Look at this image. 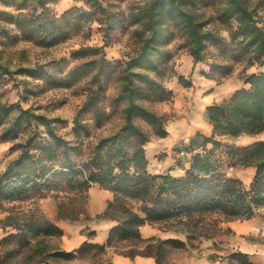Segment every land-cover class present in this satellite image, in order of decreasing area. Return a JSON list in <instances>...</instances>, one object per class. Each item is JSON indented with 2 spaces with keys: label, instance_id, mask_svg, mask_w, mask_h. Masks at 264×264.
I'll return each instance as SVG.
<instances>
[{
  "label": "trees",
  "instance_id": "obj_1",
  "mask_svg": "<svg viewBox=\"0 0 264 264\" xmlns=\"http://www.w3.org/2000/svg\"><path fill=\"white\" fill-rule=\"evenodd\" d=\"M55 1L58 0H0L10 8L0 9V18L15 26L18 37L49 46L84 29L89 35L93 22L104 25L105 37L116 14L102 0H78L81 4L56 13L48 5ZM263 3L264 0H142L127 17L130 23L139 25L132 55L125 60H109L102 46H80L72 50L71 56L91 58L59 78L41 65L11 70L0 61V82L14 72L63 85L89 76L85 99L71 120L70 137L56 130L57 124L66 122L64 119L0 100V141L19 139L9 147L14 156L0 169V209L6 202L52 196L56 198V217L76 220L87 201L88 188L97 184L112 193L98 216L115 221L104 243L84 240L77 248L64 250L42 245L43 238L62 235V228L49 217L33 211L17 217L7 214L0 225L10 231L0 238V245L10 242L16 246L9 255L30 248V258L40 254L43 258L63 259L103 257L108 246L127 242L133 246L121 250L125 255L149 253L156 264H162L164 244L180 247L185 243L175 237L144 238L140 233L142 224L161 227L166 223L165 229L183 231L189 240L194 231L202 229L205 215L247 219L264 206V137H259L264 133ZM216 24L227 30V38L216 33ZM177 37L181 39L177 47L186 49L194 63L204 60V50L211 44L222 53L224 61L246 59L248 64L263 68L245 74L244 86L205 107L210 132L196 131L180 149L189 153L187 166L176 162L183 167L181 175L152 173L145 145L151 134L165 136L166 124L164 116L143 101L172 98L173 90L149 73H161L173 55L167 45ZM207 67L201 73L212 78L208 71L219 72L223 78L232 70L227 63L210 62ZM110 75L119 81V88L107 110L103 79ZM177 80L184 86L191 84L182 75ZM117 107L121 124L90 141L91 127L101 126ZM239 136L251 139L238 144L228 141ZM245 166L254 168L248 184L227 171V167ZM142 242H146L144 248L137 249L135 246ZM234 254L241 257L243 264H255L244 253ZM94 263L113 264L103 258ZM42 264L49 262L43 260Z\"/></svg>",
  "mask_w": 264,
  "mask_h": 264
},
{
  "label": "rangeland",
  "instance_id": "obj_2",
  "mask_svg": "<svg viewBox=\"0 0 264 264\" xmlns=\"http://www.w3.org/2000/svg\"><path fill=\"white\" fill-rule=\"evenodd\" d=\"M112 13H116L112 17L111 27L108 29L104 37V25L97 22L91 23L90 34L87 35L85 29L73 34L71 37L54 45H40L31 40H26L18 37V30L12 23L0 18V61L11 70L19 66H38L49 69V72L54 73L58 78L65 75V72L74 65L89 59L91 57L74 58L71 56L72 50L84 46H102L105 58L109 60H125L132 55L137 46L136 29L139 28L137 23H130L127 19L128 15L137 10V6L142 0H102ZM81 4L78 0H58L50 2L49 7L56 13L61 10L74 5ZM264 5V3H263ZM0 9H10L0 3ZM263 16H264V11ZM210 12H206L208 15ZM212 27V25H210ZM209 26V27H210ZM216 33L227 38V30L222 25H215ZM4 28V30H3ZM6 31V32H5ZM181 42L180 38H175L168 45L167 48L173 53L172 58L161 68L160 74L150 72L149 75L160 81L167 88L174 86L177 81V76L182 75L184 80H192V74H196V69L201 66L200 70H208L207 64L210 62L227 63L232 66L229 76L242 79V77L250 72H257L263 68L258 64H248L246 59H239L237 61L226 60L222 58V53L211 44H207L204 50V60L193 65L191 63L190 54L184 48H178ZM214 79H221L219 72H210ZM89 76H83L79 81L71 85H63L54 80H45L43 78H34L29 75L20 73H13L7 75L4 80L0 82V100L17 103L22 108H29L35 113H41L49 117H59L64 119L65 123L56 125V130L59 134L65 137L71 136V120L77 108L85 99L87 81ZM196 78V75L193 77ZM60 80V79H59ZM105 89L104 104L107 110H110V103L115 97L119 88V81L114 75L103 79ZM187 91L177 93L175 98L163 101H149L145 100L143 103L152 107L153 110L162 114L165 119V129L182 130L180 134L171 136L166 133L165 136L160 137L151 134L149 142L146 143L145 149L148 159V170L152 173L160 169L162 164L166 167H172L176 162L188 161L189 153L181 151L180 149L188 142L189 138L200 130H195L189 134L186 129L187 123L200 119L202 116L200 109L196 106L195 88H187ZM112 109V108H111ZM86 117H89L86 115ZM120 107L111 110L109 117L99 127H91V134L89 140L103 135H107L114 131L119 124H121ZM141 125H143L141 123ZM145 128L146 126L143 125ZM202 132V131H201ZM206 132L205 134H208ZM259 137H264V133ZM251 138L248 136H239L234 139H229L235 143H245ZM19 139L12 141H0V169L3 167L5 161L15 152L10 153L9 147L12 143H16ZM254 168L252 166L245 167H227V171L236 177H239L244 184H248ZM94 188V187H93ZM93 188H88V192ZM96 193L101 190L100 186L96 185ZM87 192V199L89 193ZM93 192V191H92ZM85 205V204H84ZM5 207L0 209V220L7 214L13 216H22L31 211L38 214L52 218L57 212L56 198L47 196L44 198H34L23 201L6 202ZM84 207V206H83ZM83 207L81 212L83 211ZM255 223L246 228L236 227L230 223L227 225V220L213 214H208L203 217L202 229L194 231L190 238L191 245L196 247L199 237L215 238L213 241L214 247L224 249V242H228L229 238L233 240V250L229 253L228 264H243L241 257L235 255V252L247 253L241 251L240 248L244 246H251L258 244L257 252L264 254V233H261V228L264 226V206L255 212ZM72 221V220H70ZM1 224V223H0ZM163 224L160 228L166 230ZM10 231L7 227L3 229L0 225V238ZM159 238V237H158ZM42 245L49 248L57 245V237H45L42 239ZM122 246L129 245L127 242L121 243ZM177 247L169 244H164L161 248V262L168 263L170 258V251ZM16 246L13 243H3L0 245V264H42L43 260H48L49 264H60L55 257L43 258V255H35L29 257L31 249L25 248L20 251L10 253L9 250H15ZM255 253V252H254ZM221 254V253H219ZM92 257V256H90ZM101 257L96 255L92 257L98 261ZM60 259V258H59ZM51 261V262H50Z\"/></svg>",
  "mask_w": 264,
  "mask_h": 264
},
{
  "label": "crops",
  "instance_id": "obj_3",
  "mask_svg": "<svg viewBox=\"0 0 264 264\" xmlns=\"http://www.w3.org/2000/svg\"><path fill=\"white\" fill-rule=\"evenodd\" d=\"M193 65L197 64L192 61ZM201 66H198L196 69V74H192L191 84L189 86H184L180 82H175L174 86L171 87L172 98L176 97L177 93H182L187 91V88H195V102L196 106L200 109V112L203 117L200 119L194 120L190 123H187L186 129L189 131V134L195 130H200L203 133L210 132L211 124L204 117L205 107L215 101H219L223 98L228 97L231 93L244 86V82L240 78L226 76L217 81L212 77L205 76L201 73ZM196 75V78H193ZM178 81V80H177ZM177 129V128H176ZM172 130L171 128L166 129V132L171 136L180 134L182 130ZM188 161H184L183 165L187 166ZM156 171L165 172L168 171L173 175H181L183 173V167L174 164L172 167H166L165 164H162L160 169ZM96 185L91 184L93 192H88V199L83 207V211L79 214L76 220H67L62 218H57L56 213L52 218L56 224L62 228V235L57 237L58 244L55 247L64 250H73L80 245L84 240L96 243H104L106 241L109 228L115 223L114 220L104 217H99L103 210H105L106 202L111 198L112 193L107 190L100 188L99 193H96ZM263 209V206L259 207ZM255 213L247 219H232L227 220V225L230 223L234 224L239 228H246L255 223ZM140 233L142 237H175L185 244L180 247H174L170 251V258L166 264H228L229 262V253L233 250L232 247L233 240L229 238L228 242H224V249H218L214 247L213 241L215 238H206L199 237L197 246L194 247L191 245V240L186 238V235L182 232H176L172 229H162L155 224L144 223L140 226ZM146 245V242H142L135 247L137 249H143ZM249 246H244L245 248L241 251L247 253V258L255 264H264V254L257 252L258 244H248ZM133 245L122 246L121 243H116L114 245L108 246L106 252L103 254V259L113 263V264H156L155 257L149 253H136L132 257L125 255L121 250L127 249ZM259 251V250H258ZM255 252V253H254ZM221 253V254H219ZM60 264H95L92 257H75L71 259L55 258ZM51 262V261H50Z\"/></svg>",
  "mask_w": 264,
  "mask_h": 264
},
{
  "label": "built area",
  "instance_id": "obj_4",
  "mask_svg": "<svg viewBox=\"0 0 264 264\" xmlns=\"http://www.w3.org/2000/svg\"><path fill=\"white\" fill-rule=\"evenodd\" d=\"M261 233H264V226H263V228H261Z\"/></svg>",
  "mask_w": 264,
  "mask_h": 264
}]
</instances>
